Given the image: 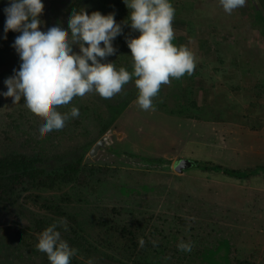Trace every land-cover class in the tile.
<instances>
[{
    "label": "rangeland",
    "instance_id": "1",
    "mask_svg": "<svg viewBox=\"0 0 264 264\" xmlns=\"http://www.w3.org/2000/svg\"><path fill=\"white\" fill-rule=\"evenodd\" d=\"M43 3L42 31L60 26L70 32L72 12L88 7L83 0ZM170 3L175 8L173 43L194 53V73L163 85L147 111L137 103L135 78L110 99L95 92L75 97L57 110L63 114L76 107L79 117L46 136L39 133L44 121L26 107L23 97L14 104L12 97L2 95L8 90L5 80L21 60L13 47L17 36L8 37L0 21V156L40 154L49 169L80 158L97 170L86 186L62 181L19 190L9 211L0 209V264L43 261L31 245L37 217L57 224L61 238L77 250L80 264H135V259L153 264H234L235 253L264 264V213L257 216L244 208L232 215L216 201L240 196L248 187L264 189V0H246L231 14L220 0ZM9 4L10 0H0V16ZM125 20L126 15L116 20L123 31L113 40L115 54L104 62L131 72L126 38L140 33ZM73 51L79 52V45H73ZM104 136L106 145L91 155ZM181 158L258 171L248 178L195 165L180 172L176 162ZM31 193L61 212L27 202L24 197ZM9 225L22 227L23 234L16 235ZM124 226L134 228L137 243L123 233ZM147 238L161 245L149 246ZM181 241L191 242L192 251H180Z\"/></svg>",
    "mask_w": 264,
    "mask_h": 264
},
{
    "label": "clouds",
    "instance_id": "2",
    "mask_svg": "<svg viewBox=\"0 0 264 264\" xmlns=\"http://www.w3.org/2000/svg\"><path fill=\"white\" fill-rule=\"evenodd\" d=\"M124 2L130 10L124 23L130 21L131 29L140 33L126 38L133 61L131 72L125 67L117 70L112 62H104L115 54L113 40L123 31L114 14L74 10L68 21L70 32L60 26L42 31L43 0H10L4 9L5 33H21L13 44L21 64L5 80L8 90L2 95L12 97L14 104L23 97L26 107L44 121L39 128L41 136L61 130L67 120L79 117L76 107L63 114L57 110L69 105L75 97L95 92L110 99L135 78L137 103L147 111L153 108V100L163 85L194 73V53L187 46L173 43L175 8L170 0ZM220 4L231 14L244 7L246 0H220ZM73 45H79L80 51L74 52ZM63 227L67 230L66 224ZM139 244L143 247L144 240ZM36 247L47 254L50 264H70L77 251L61 238L55 223L43 230ZM177 247L182 252L192 251L191 242L181 241Z\"/></svg>",
    "mask_w": 264,
    "mask_h": 264
},
{
    "label": "trees",
    "instance_id": "3",
    "mask_svg": "<svg viewBox=\"0 0 264 264\" xmlns=\"http://www.w3.org/2000/svg\"><path fill=\"white\" fill-rule=\"evenodd\" d=\"M87 4V12L91 14L94 11H99L104 15L114 14L115 20L121 19V16L130 15V10L127 8L124 0H83ZM80 2V1H79ZM83 4V5H85ZM86 7V6H85ZM6 13L4 12L0 16L2 22V31L5 33V22ZM177 21V19L175 20ZM8 37H16L21 33L16 31H8L5 33ZM182 37V36H180ZM103 46V45H102ZM126 155L136 156V154L128 151H123ZM140 157L142 155H139ZM145 158V157H143ZM194 165L202 168L203 170H218L224 174L232 175L238 178H248L257 173L258 170L252 167H234L220 163H216L212 160H194ZM102 172V171H101ZM97 170L90 168L83 159H75L66 165L49 169L45 165V158L40 154H25V153H14L0 156V209L7 213L11 208V204L16 203L15 195L19 190L27 188H42L51 187L59 182H70L77 185L86 186L93 176H96ZM195 181L199 184L202 180L195 178ZM211 191L212 188H209ZM27 202H31L41 208L48 210L53 213H60L61 208L54 206L45 201L41 200V195L37 193H31L24 197ZM218 199V197L216 198ZM221 204H223V211L236 215L241 212L244 208L251 209L257 216L260 213H264V189L258 188H245L242 195H228L226 198H220ZM247 213V212H246ZM230 214V215H231ZM248 214V213H247ZM229 215V214H227ZM51 225L45 217H37L33 222V239L31 245L35 250V254L39 256L43 261L38 264H50V261L46 253L37 250L36 245L38 244L39 237L43 230ZM13 233L21 235L24 229L19 226L9 225ZM123 233L133 242L137 243L135 238V230L132 226H124L121 229ZM153 239L147 238L149 246H154ZM155 245H161L158 241H155ZM25 251L26 247L23 246ZM71 248H74L71 246ZM75 249V248H74ZM27 254V251L25 252ZM234 264H257L256 260L250 258L248 255L235 253L232 257ZM78 260V254L71 258L70 264H80ZM135 264H153L152 262L145 261L142 259H135Z\"/></svg>",
    "mask_w": 264,
    "mask_h": 264
},
{
    "label": "water",
    "instance_id": "4",
    "mask_svg": "<svg viewBox=\"0 0 264 264\" xmlns=\"http://www.w3.org/2000/svg\"><path fill=\"white\" fill-rule=\"evenodd\" d=\"M106 139L107 137L104 136L103 138H101L100 140H98L93 147L90 150V154L91 155H95L97 153V151L102 147L106 145ZM194 166L193 161H191L188 158H181L179 160H177L176 162V169L180 172H183L186 168L192 167Z\"/></svg>",
    "mask_w": 264,
    "mask_h": 264
}]
</instances>
